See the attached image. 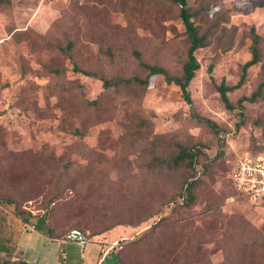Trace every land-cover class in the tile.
I'll use <instances>...</instances> for the list:
<instances>
[{
	"label": "rangeland",
	"instance_id": "rangeland-1",
	"mask_svg": "<svg viewBox=\"0 0 264 264\" xmlns=\"http://www.w3.org/2000/svg\"><path fill=\"white\" fill-rule=\"evenodd\" d=\"M10 1L0 6V264L20 257L16 244L30 254L43 247L34 229L43 214L54 235L107 234L121 264H264V204L230 182L238 158L264 145V96L244 102L242 122L237 104L264 79V0H189L209 34L190 91L219 136L162 75L117 89L73 70L78 62L108 77L144 78L142 61L180 75L188 40L175 0ZM253 26L262 61L228 93L229 110L217 84L238 81ZM69 40L78 45L71 53ZM178 144L201 147L207 167H197L203 183L188 207L169 203L190 174L163 161ZM44 252L61 264L50 237Z\"/></svg>",
	"mask_w": 264,
	"mask_h": 264
},
{
	"label": "trees",
	"instance_id": "trees-1",
	"mask_svg": "<svg viewBox=\"0 0 264 264\" xmlns=\"http://www.w3.org/2000/svg\"><path fill=\"white\" fill-rule=\"evenodd\" d=\"M180 6V17L182 23L185 27V32L188 40V48L186 54V60L182 66V73L180 75H172L170 74L163 66L156 64H148L140 61V65L147 72L146 77L142 78L140 76H115L108 77L103 73L97 72L90 68H85L78 64V62H74L73 70L76 72L83 73L87 76H96L99 77L102 82L104 88H129L132 86H142L147 87L149 85L150 77L153 75H162L167 84H174L178 86L181 91V95L183 99L190 105L191 115L198 122L204 123L207 125L216 135H220L221 128L220 126L211 118L200 115L196 112L193 99L190 91V84L193 78L196 76L197 71L200 69V61L196 56V51L200 48L206 47L209 43V34L208 32H201L200 26L196 23L193 13L190 11L189 0H175ZM11 3L10 0H0V6H6ZM250 58L245 61L242 65L241 74L238 81L235 84H229L225 78L221 79V81L217 84V90L220 94L221 101L223 102L225 108L229 110H234L235 105L230 100L228 93L234 89L240 88L246 81L247 74L249 69L259 64L262 61V42L263 37L256 31V28L253 26L250 30ZM52 46H56L58 49H62V47L58 44L53 43ZM78 48V45L75 41L69 40L67 45L63 47L65 52H74ZM209 72L212 73L213 66H209ZM264 96V79L257 85L254 91L249 96H242L238 99L237 104L240 108L239 115L241 117V122L244 120V102L245 101H256ZM92 105H97L98 101L93 100L90 102ZM240 125V122H239ZM76 132H79L78 130ZM264 145L250 148V151L262 150ZM204 154L201 147L195 145L192 147H185L181 144H178V148L176 153L165 157L163 160L166 164L167 169L170 172H176L180 168H187L190 170V174L182 181L181 186L176 194H174L169 203H173V205H185L191 206L197 200V190L200 185L203 183V180L197 176V167L198 165H203V172H207V167L201 162L200 158ZM231 186L234 191L235 188L232 184V179L230 176ZM7 202L12 203V199H7ZM42 215V218L38 220L35 229L38 231L48 234L54 235L51 233V228L46 224L45 216ZM165 218V217H164ZM102 232L95 233L101 234ZM121 264V261L119 259ZM13 264H30L29 262L23 260H15Z\"/></svg>",
	"mask_w": 264,
	"mask_h": 264
},
{
	"label": "crops",
	"instance_id": "crops-1",
	"mask_svg": "<svg viewBox=\"0 0 264 264\" xmlns=\"http://www.w3.org/2000/svg\"><path fill=\"white\" fill-rule=\"evenodd\" d=\"M29 230H25V232ZM37 235L38 237H42L43 247L47 244L48 237L53 241L55 240L56 246L59 247V256L62 260L61 264H120L118 251L114 248L115 245L104 241V239L107 238V234L105 233L89 235L88 241L83 244L75 241H67L63 245L59 244V240L65 235H48L40 231ZM43 247L31 248L33 253L30 254L25 251L19 252L16 244L15 250L19 253L20 257H13L12 259L23 260L30 264H50V262L47 261V258L49 257L48 253H39V250L43 251Z\"/></svg>",
	"mask_w": 264,
	"mask_h": 264
},
{
	"label": "built area",
	"instance_id": "built-area-1",
	"mask_svg": "<svg viewBox=\"0 0 264 264\" xmlns=\"http://www.w3.org/2000/svg\"><path fill=\"white\" fill-rule=\"evenodd\" d=\"M236 192L255 205L264 204V148L257 151H245L235 163L231 174ZM89 234L79 229H71L59 240L63 245L67 241L83 244ZM63 252V250L61 249Z\"/></svg>",
	"mask_w": 264,
	"mask_h": 264
},
{
	"label": "flooded vegetation",
	"instance_id": "flooded-vegetation-1",
	"mask_svg": "<svg viewBox=\"0 0 264 264\" xmlns=\"http://www.w3.org/2000/svg\"><path fill=\"white\" fill-rule=\"evenodd\" d=\"M15 261V260H14Z\"/></svg>",
	"mask_w": 264,
	"mask_h": 264
}]
</instances>
